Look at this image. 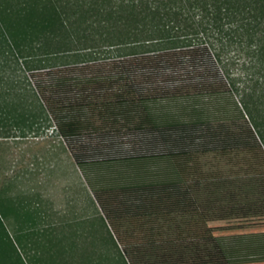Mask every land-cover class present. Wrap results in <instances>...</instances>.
I'll use <instances>...</instances> for the list:
<instances>
[{"label": "trees", "instance_id": "trees-1", "mask_svg": "<svg viewBox=\"0 0 264 264\" xmlns=\"http://www.w3.org/2000/svg\"><path fill=\"white\" fill-rule=\"evenodd\" d=\"M98 47L111 55L106 71L63 62L69 50ZM11 123L23 135L26 125L57 129L118 247L116 264H264V200L248 228L203 218L163 239L164 221L197 210L200 155H241L264 176V0H0L5 136ZM65 235L16 233L33 245L25 257L0 216V264H99L78 259ZM158 249L164 261L149 263Z\"/></svg>", "mask_w": 264, "mask_h": 264}, {"label": "rangeland", "instance_id": "rangeland-1", "mask_svg": "<svg viewBox=\"0 0 264 264\" xmlns=\"http://www.w3.org/2000/svg\"><path fill=\"white\" fill-rule=\"evenodd\" d=\"M65 55L63 62L75 64L85 73L106 71L111 65V55L104 47L72 49ZM246 57L245 51L238 48L233 67L242 70ZM9 70L21 84L28 85V77L16 61H10ZM22 130L11 123L5 136L4 127H0V216L9 233L17 239L16 233L38 228L63 232L78 259L90 254L98 258L99 264H116L118 247L57 129L44 124L38 129L26 125L24 135ZM199 171L197 210L177 212L164 221L163 239L174 241L180 227L187 232L203 218L230 229L248 228L258 221L264 200V176L247 170L241 155L202 154ZM25 211L29 216L23 214ZM15 244L25 257L33 251L32 244L23 245L18 239ZM173 255H177L176 251ZM163 259L162 249H158L148 262L160 263Z\"/></svg>", "mask_w": 264, "mask_h": 264}]
</instances>
